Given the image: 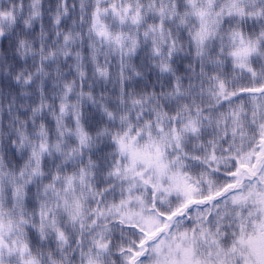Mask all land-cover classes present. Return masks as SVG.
<instances>
[{"label":"snow or ice","instance_id":"obj_1","mask_svg":"<svg viewBox=\"0 0 264 264\" xmlns=\"http://www.w3.org/2000/svg\"><path fill=\"white\" fill-rule=\"evenodd\" d=\"M0 77V264H264V0H0Z\"/></svg>","mask_w":264,"mask_h":264},{"label":"rangeland","instance_id":"obj_2","mask_svg":"<svg viewBox=\"0 0 264 264\" xmlns=\"http://www.w3.org/2000/svg\"><path fill=\"white\" fill-rule=\"evenodd\" d=\"M26 2H27V0H26ZM44 2H45V7H47V5H48V3H49V0H44ZM47 19L45 20V24L47 25ZM38 26V25H37ZM19 67V66H18ZM0 80H3V78L2 77H0Z\"/></svg>","mask_w":264,"mask_h":264},{"label":"trees","instance_id":"obj_3","mask_svg":"<svg viewBox=\"0 0 264 264\" xmlns=\"http://www.w3.org/2000/svg\"><path fill=\"white\" fill-rule=\"evenodd\" d=\"M38 27L39 26H37V30H38ZM30 64H31V62L29 61V66H30ZM5 83L6 82H4L3 80H0V87H5Z\"/></svg>","mask_w":264,"mask_h":264}]
</instances>
